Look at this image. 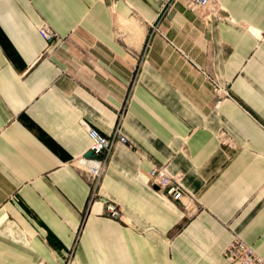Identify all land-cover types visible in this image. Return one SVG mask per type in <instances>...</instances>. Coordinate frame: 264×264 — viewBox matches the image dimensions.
Masks as SVG:
<instances>
[{
    "label": "crops",
    "instance_id": "0c3cea01",
    "mask_svg": "<svg viewBox=\"0 0 264 264\" xmlns=\"http://www.w3.org/2000/svg\"><path fill=\"white\" fill-rule=\"evenodd\" d=\"M168 1L0 0V264H226L235 238L264 257V0H176L159 23ZM127 99L132 146L102 187L121 218L84 220L83 123L110 136ZM154 166L183 173L193 209Z\"/></svg>",
    "mask_w": 264,
    "mask_h": 264
},
{
    "label": "built area",
    "instance_id": "2783aa9c",
    "mask_svg": "<svg viewBox=\"0 0 264 264\" xmlns=\"http://www.w3.org/2000/svg\"><path fill=\"white\" fill-rule=\"evenodd\" d=\"M175 1L176 0L168 1L159 16V23L169 12L170 7ZM185 2L187 8L192 12L200 9L212 11L216 7L214 0H185ZM39 34L49 44H52L57 39L55 31L52 30L46 23L39 28ZM151 42L152 40L150 39L147 43L144 58L148 56L151 48ZM194 67L201 71L198 66L195 65ZM207 79L217 96H229L228 91L221 87L218 81L210 77H207ZM128 102L129 99H127L122 112L119 114L117 126L110 136H105L98 130L83 123V126L86 128L89 138L91 139L89 152H92L93 155L89 158L86 156L81 157L77 161L79 167L85 175V178L89 182L91 189L84 220H86V217L90 213L92 207L97 203L101 204L105 208V212L110 218L115 220H119L121 218L120 207L118 204L110 201L102 195V187L115 147L117 145L128 147L132 146L130 140L122 130V122L126 114ZM221 143L223 145L229 144V138L225 133L221 135ZM148 176L151 186L157 188V192L164 198L175 203L182 204L187 210H191L195 207L194 198L188 194L183 187V173L172 174L168 171L166 166H154L152 170H150ZM223 257L226 264H264V257L259 255L251 245L240 238H235L226 246L223 252ZM71 259L72 254L68 258V264L71 263Z\"/></svg>",
    "mask_w": 264,
    "mask_h": 264
},
{
    "label": "water",
    "instance_id": "95a60500",
    "mask_svg": "<svg viewBox=\"0 0 264 264\" xmlns=\"http://www.w3.org/2000/svg\"><path fill=\"white\" fill-rule=\"evenodd\" d=\"M93 155H92V152H88L87 154H86V157H92Z\"/></svg>",
    "mask_w": 264,
    "mask_h": 264
},
{
    "label": "rangeland",
    "instance_id": "374dc122",
    "mask_svg": "<svg viewBox=\"0 0 264 264\" xmlns=\"http://www.w3.org/2000/svg\"><path fill=\"white\" fill-rule=\"evenodd\" d=\"M72 261H73V254H72V259H71V263H72ZM71 263H70V264H71ZM66 264H68V261H67V263H66Z\"/></svg>",
    "mask_w": 264,
    "mask_h": 264
},
{
    "label": "bare ground",
    "instance_id": "6f19581e",
    "mask_svg": "<svg viewBox=\"0 0 264 264\" xmlns=\"http://www.w3.org/2000/svg\"><path fill=\"white\" fill-rule=\"evenodd\" d=\"M89 158V157H88Z\"/></svg>",
    "mask_w": 264,
    "mask_h": 264
}]
</instances>
